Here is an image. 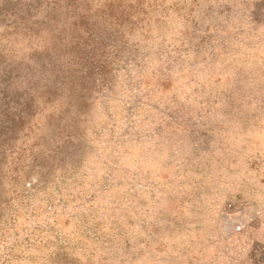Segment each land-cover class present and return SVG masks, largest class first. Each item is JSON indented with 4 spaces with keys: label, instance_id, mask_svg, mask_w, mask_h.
<instances>
[{
    "label": "rangeland",
    "instance_id": "rangeland-1",
    "mask_svg": "<svg viewBox=\"0 0 264 264\" xmlns=\"http://www.w3.org/2000/svg\"><path fill=\"white\" fill-rule=\"evenodd\" d=\"M111 2L132 12L103 31L120 37L103 49L105 82L91 66L94 90L76 121L47 68H31L45 55L42 41L5 36L0 86L5 67L17 65L8 97L0 93V120L14 111L12 96L44 92L18 146H62L73 170L63 201L57 195L36 218L39 256L13 263L52 260L41 236L70 243L83 264H264V0L89 3L96 11Z\"/></svg>",
    "mask_w": 264,
    "mask_h": 264
},
{
    "label": "trees",
    "instance_id": "trees-1",
    "mask_svg": "<svg viewBox=\"0 0 264 264\" xmlns=\"http://www.w3.org/2000/svg\"><path fill=\"white\" fill-rule=\"evenodd\" d=\"M89 2L87 0H0V24L5 23L8 30L6 34L0 35V55L4 57L7 49L9 50L5 36L13 32L29 38L30 44L42 41L45 55L35 58V53L31 54L34 57L31 68H47L48 73L54 77L56 90H59L65 99H70L67 104L69 110L75 109V116L72 118L74 121L76 116L80 118L85 112L88 92L94 90L89 78L91 66L98 70L97 74L100 75L102 82H105L103 67L106 62L103 59L105 56L103 49L111 42L116 43L115 41L120 37L118 32L114 39L112 36H103V31L106 29L108 31L117 25L123 26L125 24L122 20L123 16L128 17L132 12L128 10L129 6L119 9L120 5L112 2L93 11ZM43 5L48 8L46 15L48 19L33 21L32 18ZM7 42L10 43L9 40ZM96 62L100 66L96 67ZM16 65L8 64L4 69L5 76L1 78L0 93L6 94V98L10 86L8 72L14 70ZM29 66L30 64L17 70L18 76L20 71L32 72ZM80 76L87 87L82 85V81H78ZM31 87H33L32 91L24 93L26 96H23V102H20L23 98L20 96L22 94L12 96L8 103H14V111L0 120V264H14V261L24 257L34 261L39 256L32 254L33 248H40L34 239L38 228L42 227L41 224L36 223L38 213L43 210L46 203L50 204L52 210L54 208L52 202L57 195L60 196L58 200L63 201L61 184L67 182L69 176L73 174L72 168L66 166V158L61 157L62 146L52 150L39 147L40 142L30 147L18 146L21 137L29 136V132L32 131V128L25 127L31 116L35 97L44 93L34 89V86ZM47 90L50 91L46 93L51 92L50 88ZM76 95H78L77 99ZM44 97L47 102L53 101L54 98L50 94ZM70 142L71 140L65 141V144ZM59 168L61 170L57 171ZM34 175L35 180H33ZM56 176L61 179L56 183L59 189L53 192L48 188ZM40 193L46 196L41 198L44 202L39 206H33V201L38 199ZM31 222L34 228H31ZM38 237L41 238L40 244L51 245V248H54L50 254L52 260H46L44 257V264H83L74 258V247L70 246V243L62 240L53 241L50 238L43 242L45 238ZM107 240L105 242H110V239Z\"/></svg>",
    "mask_w": 264,
    "mask_h": 264
}]
</instances>
